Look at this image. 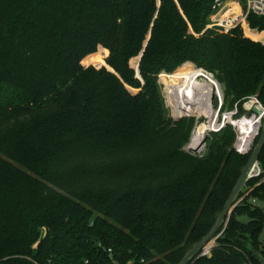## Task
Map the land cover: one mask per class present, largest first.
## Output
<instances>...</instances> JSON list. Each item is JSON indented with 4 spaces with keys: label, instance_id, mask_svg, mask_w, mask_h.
Listing matches in <instances>:
<instances>
[{
    "label": "trees",
    "instance_id": "1",
    "mask_svg": "<svg viewBox=\"0 0 264 264\" xmlns=\"http://www.w3.org/2000/svg\"><path fill=\"white\" fill-rule=\"evenodd\" d=\"M211 3L0 0V264H175L208 232L246 157L230 127L186 152L194 120L168 116L158 77L202 69L226 108L264 106V38L207 29ZM99 47L106 67L83 66ZM263 205L254 179L194 264H263Z\"/></svg>",
    "mask_w": 264,
    "mask_h": 264
},
{
    "label": "built area",
    "instance_id": "2",
    "mask_svg": "<svg viewBox=\"0 0 264 264\" xmlns=\"http://www.w3.org/2000/svg\"><path fill=\"white\" fill-rule=\"evenodd\" d=\"M251 15L264 19V0H212L206 28L221 32L240 28L244 34L249 33L250 38L263 41L264 30L260 31L257 28L249 27L248 17ZM203 71L212 78L215 88L209 96L210 108H213V104L217 103L218 110H220L224 104V94L223 91H220L222 90L221 85L214 79L212 73ZM242 106H245L251 114L242 116L245 113L248 114L242 107V110L244 109L243 114L239 115L236 112L237 105H234L232 111L228 112L227 115L230 117L228 125L235 135L233 149L237 154L245 156L246 162L208 232L198 242L194 243L175 264H194L200 259L208 258L219 247V242L225 235L231 214L242 204L248 193L250 181L264 178L263 168L258 159L264 145V106L256 97H249L242 103ZM254 109H257L258 112H255ZM245 124L248 126H243ZM221 126L218 128L223 129L225 125L222 124ZM125 264H145V262L139 260Z\"/></svg>",
    "mask_w": 264,
    "mask_h": 264
},
{
    "label": "rangeland",
    "instance_id": "3",
    "mask_svg": "<svg viewBox=\"0 0 264 264\" xmlns=\"http://www.w3.org/2000/svg\"><path fill=\"white\" fill-rule=\"evenodd\" d=\"M247 36H251V35L247 33ZM95 55L102 56L103 64H105V60L108 57V50L106 48H104V47H99L98 50L94 54L88 56L89 57L88 61H86V62L82 61V65L83 66H88V65L89 66H93V67H95L97 69H99L100 67H106V64L105 65H101L99 67H96L94 65L89 64L91 62L90 61L91 58L94 57ZM138 62H139V57L138 58H134L131 61L130 65L134 69H136ZM185 65H191V64L187 63ZM185 65L181 66V68L185 67ZM199 70L201 71L202 74H204L206 76L207 79H203L202 77H198V79L196 81L197 82H201L204 85L205 84L209 85V86L213 85L214 83L212 82V78L209 75H207L203 70H201V69H199ZM173 73L172 74L161 73L159 75V77H158V85L160 87V91H161V95H162V98H163L164 106H165V108H166V110L168 112V116L171 119H173V120H179L181 118H185V119H190L191 118V119L194 120L193 128H192V130H191V132L189 134L187 143L183 146V149L186 152H188L189 154L193 155V156L202 157V156H204L207 153V149H208L209 144L214 140L213 134L217 133L220 129H222V128H218V127H220L222 124L225 125L224 128L230 127L228 125L230 117H228L227 113L232 111V109L230 110L229 108H226L222 104V107L220 108V110H218L217 103L216 104L214 103L213 104V108H210L209 100L207 101V106L204 109V111L202 112V114H198V113L195 112V110H191L190 108L188 109V108H183V106L181 107L180 103L178 102L177 91H176L175 82H174V77H177V76H172ZM189 73H191V72H189ZM181 81H183V80L181 79L180 82L178 81V82H176V84L177 85L181 84ZM220 88L222 89L220 91H223L222 86H220ZM135 92H137V90L134 91V93ZM212 92H214V91H212ZM173 95H174V98H173ZM172 101H174V103H175V107L177 109L178 114H181V113H187V114L175 117L173 115L174 111H173V109L171 107V102ZM243 108L248 112V110L245 108V106ZM207 111H208V113H206ZM236 112H238V114L241 115L240 114V109L236 108ZM249 112H248V114L245 113V115L242 113L243 114L242 116L250 115L251 112L250 113ZM203 113L204 114L206 113V114L203 115ZM225 118H227V119H225ZM200 128H203V131H202V134H201L203 137L200 136L197 139H195L193 137V134L198 132V130ZM263 208H264V205H263ZM240 221L246 223L248 221V219H247L246 216H243V217H240ZM259 241L264 245V227H263V229L261 231V234L259 236Z\"/></svg>",
    "mask_w": 264,
    "mask_h": 264
},
{
    "label": "bare ground",
    "instance_id": "4",
    "mask_svg": "<svg viewBox=\"0 0 264 264\" xmlns=\"http://www.w3.org/2000/svg\"><path fill=\"white\" fill-rule=\"evenodd\" d=\"M198 77L207 79L206 76L202 74L200 70H194V72L192 71L191 73H186L181 76L174 77V82L177 91L178 102L180 103L181 107L183 106V108H190L191 110H195L196 113L202 114V112L207 106L209 96L215 88L213 87V85L209 86L206 84L204 85L201 82H197L196 80L198 79ZM181 79L183 81H181V84L177 85L176 82H180ZM206 113H208V111ZM205 114L203 113V115ZM243 126H248V124H245ZM202 131L203 128H200L198 132L193 134V137L197 139L198 137L202 136Z\"/></svg>",
    "mask_w": 264,
    "mask_h": 264
},
{
    "label": "water",
    "instance_id": "5",
    "mask_svg": "<svg viewBox=\"0 0 264 264\" xmlns=\"http://www.w3.org/2000/svg\"><path fill=\"white\" fill-rule=\"evenodd\" d=\"M179 68H180V67H179ZM179 68H178V69H179ZM194 68H196V67H194ZM178 69H176V70H178ZM196 69H197V68H196ZM254 111H255V112H258V110H257V109H254Z\"/></svg>",
    "mask_w": 264,
    "mask_h": 264
}]
</instances>
